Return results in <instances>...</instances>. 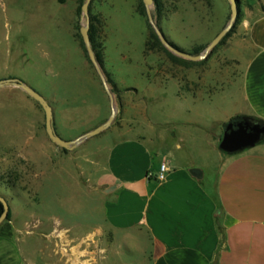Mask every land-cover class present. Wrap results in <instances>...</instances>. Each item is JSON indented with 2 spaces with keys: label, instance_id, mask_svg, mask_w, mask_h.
I'll return each mask as SVG.
<instances>
[{
  "label": "rangeland",
  "instance_id": "374dc122",
  "mask_svg": "<svg viewBox=\"0 0 264 264\" xmlns=\"http://www.w3.org/2000/svg\"><path fill=\"white\" fill-rule=\"evenodd\" d=\"M86 1L0 0V80L21 79L44 95L54 109V129L66 140L102 125L113 112L81 33ZM239 5L232 34L205 60L191 64L162 48L146 51L157 33L143 0H93L90 31L118 88L117 116L107 130L80 140L73 150L49 137L45 111L35 98L17 86L0 88V194L11 206L26 264H149L144 240H137L144 252L131 249L104 220L99 178L107 151L136 136L164 149L177 134L205 156V135L188 130L183 135L182 122L194 106L187 93L195 92L207 105L216 97L224 108L221 91L240 86L243 68L232 57L242 40L241 25L264 9V1ZM152 11L169 41L197 55L232 16L228 0H155Z\"/></svg>",
  "mask_w": 264,
  "mask_h": 264
},
{
  "label": "crops",
  "instance_id": "0c3cea01",
  "mask_svg": "<svg viewBox=\"0 0 264 264\" xmlns=\"http://www.w3.org/2000/svg\"><path fill=\"white\" fill-rule=\"evenodd\" d=\"M241 33L232 58L243 77L239 87L221 91L225 107L216 97L207 105L187 93L194 106L182 122L183 135H205V156L177 134L164 149L136 136L107 151L99 178L104 220L131 249L144 252L137 241L144 240L149 264H264V139L236 154L219 148L233 117L264 121V9L243 22ZM164 162L169 171L160 181ZM17 231L12 219L0 226V264H26Z\"/></svg>",
  "mask_w": 264,
  "mask_h": 264
},
{
  "label": "water",
  "instance_id": "95a60500",
  "mask_svg": "<svg viewBox=\"0 0 264 264\" xmlns=\"http://www.w3.org/2000/svg\"><path fill=\"white\" fill-rule=\"evenodd\" d=\"M93 0H87L83 5V12L86 16V23L81 28V33L87 48V52L89 55L90 60L96 67L107 91L112 105V114L110 118L103 123L102 125L96 127L95 129L89 131L85 135L79 137L76 140H66L63 139L54 129L53 122H54V109L49 101L46 99L44 95L38 92L36 89L27 85L24 81L18 78H9L0 80V88L2 87H9V86H17L20 87L23 91L31 95L35 98L43 107L46 115V129L48 131L49 137L52 139L53 142L58 144L64 149L73 150L74 146L77 142L82 139L94 137L103 131L107 130L112 123L114 122L117 111L115 108V98L114 93L108 83V79L105 75V72L100 65L95 51L92 47L91 38H90V24H91V16H90V6ZM231 3V11L232 16L227 24V26L212 40V42L207 46L205 51L198 55H193L191 53L185 52L175 46L169 39L166 37L165 33L163 32L162 28L156 23L152 6L155 3V0H143L147 15L149 18L150 23L152 24L153 28L155 29L159 39L161 40L162 44L174 54L183 57L185 59L191 61H202L205 60L225 39L228 33L234 28L236 22L238 21L240 15V5L238 0H228ZM264 139V122L247 116H235L230 119L224 126H223V137L220 142L219 148L228 154H236L241 151L247 150L256 146L259 142ZM195 175H200L201 171L199 169H193L192 171ZM0 202L3 205V212L0 215V226L7 220L9 212L11 210V206L9 201L6 199L5 196L0 194Z\"/></svg>",
  "mask_w": 264,
  "mask_h": 264
},
{
  "label": "trees",
  "instance_id": "16d2710c",
  "mask_svg": "<svg viewBox=\"0 0 264 264\" xmlns=\"http://www.w3.org/2000/svg\"><path fill=\"white\" fill-rule=\"evenodd\" d=\"M239 1V4H240V0ZM93 21V19H92ZM93 25V24H92ZM159 25V24H158ZM160 27V25H159ZM233 30H231L228 35L225 37V39L221 42V44H223V42L232 34ZM90 38H91V43H92V47L95 51V54H96V57L100 63V65L102 66L104 72H105V75L108 79V83L111 84L113 86L112 88V91L113 93L116 94V92L118 91V88H117V85L114 83L113 79L111 78V76L109 75V73L105 70L104 68V59H103V55H102V51H101V47L97 44V41H96V38L94 37V34L90 31ZM152 38L155 40V43L150 45V43H147L146 45V51L147 52H150V51H153V50H156V48H162L164 49L174 60H177V61H183L185 63H191V64H195L194 61H191V60H186V59H182L176 55H174L172 52H170L161 42V40L159 39V37L155 34V32H152ZM220 44V45H221ZM175 45V44H174ZM176 46V45H175ZM179 48V47H178ZM87 52V50H86ZM193 55H197V53H191ZM263 121V120H261ZM264 122V121H263ZM3 212V205L2 203L0 202V215L1 213ZM11 216H12V212L10 210L9 212V215H8V218H7V221L11 219Z\"/></svg>",
  "mask_w": 264,
  "mask_h": 264
},
{
  "label": "built area",
  "instance_id": "2783aa9c",
  "mask_svg": "<svg viewBox=\"0 0 264 264\" xmlns=\"http://www.w3.org/2000/svg\"><path fill=\"white\" fill-rule=\"evenodd\" d=\"M169 171V165L167 162L162 163L160 171L156 175L157 179L163 181L166 178L167 172ZM150 176L153 177L154 174L150 173Z\"/></svg>",
  "mask_w": 264,
  "mask_h": 264
}]
</instances>
